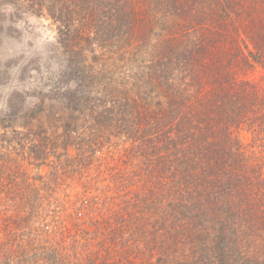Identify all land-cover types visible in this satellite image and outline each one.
<instances>
[{
    "label": "trees",
    "instance_id": "16d2710c",
    "mask_svg": "<svg viewBox=\"0 0 264 264\" xmlns=\"http://www.w3.org/2000/svg\"><path fill=\"white\" fill-rule=\"evenodd\" d=\"M7 2L55 31L56 84H76L63 89L77 112L63 123L81 175L105 147L120 168L83 182L75 229L60 220L56 246L15 244L3 218L0 257L15 245L25 264H264V86L250 78L264 67V0ZM25 129L13 132L38 136ZM40 145L30 158L48 163Z\"/></svg>",
    "mask_w": 264,
    "mask_h": 264
},
{
    "label": "rangeland",
    "instance_id": "374dc122",
    "mask_svg": "<svg viewBox=\"0 0 264 264\" xmlns=\"http://www.w3.org/2000/svg\"><path fill=\"white\" fill-rule=\"evenodd\" d=\"M152 32L148 33V38L153 44V52L161 49L159 35L164 31L156 24ZM55 38V31L48 20L37 18L27 9L13 6L7 0H0V244L6 233L2 220L8 215L16 221L12 223V232L17 236L15 244L23 243L25 247L30 242L33 248L41 249L49 241L58 239L60 220L67 228L75 229L76 197L85 193L88 187L83 182L92 178L99 180L96 185H101L104 168L112 167V174L120 168L117 152L111 147L97 152L98 159L84 169L82 175L75 164L76 149L66 140L67 129L63 122L77 112L65 106L62 92H65V87L72 88L76 84L70 79L59 86L56 84L60 62L49 50ZM261 75L264 76V67L257 66L250 78L264 86L259 79ZM44 93L47 95L42 97ZM156 100L155 97L148 102L150 107ZM82 118L79 116L75 121L79 122ZM70 126L67 131L75 136L72 132L75 128ZM25 128L35 130L38 136L28 137L13 132L25 133ZM241 135L244 139L247 137L245 133ZM116 139L114 137L112 141ZM36 142L47 143L40 148L48 152V163L45 160L35 164L30 158L29 146ZM67 142L69 145L65 151L68 152V161H64ZM120 158L124 159L122 155ZM58 162H62V166H57ZM121 163L123 165L124 162ZM55 166L56 169L52 170ZM96 185L88 191L93 193ZM114 189L116 187H112L111 192ZM117 189L121 195H127V188ZM45 228L50 234L47 241L37 237V232ZM56 244L59 243L54 242V246ZM13 247L15 249L9 257H0V264L16 262L19 257L15 252L17 247ZM30 255L21 256L26 258L23 264Z\"/></svg>",
    "mask_w": 264,
    "mask_h": 264
}]
</instances>
